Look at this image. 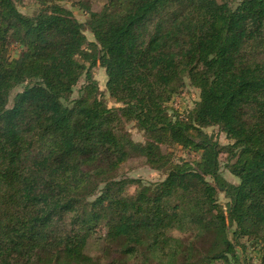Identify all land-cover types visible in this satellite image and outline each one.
<instances>
[{"label":"trees","instance_id":"1","mask_svg":"<svg viewBox=\"0 0 264 264\" xmlns=\"http://www.w3.org/2000/svg\"><path fill=\"white\" fill-rule=\"evenodd\" d=\"M247 243L264 264V0H0V264H239Z\"/></svg>","mask_w":264,"mask_h":264},{"label":"rangeland","instance_id":"2","mask_svg":"<svg viewBox=\"0 0 264 264\" xmlns=\"http://www.w3.org/2000/svg\"><path fill=\"white\" fill-rule=\"evenodd\" d=\"M70 6V5H69ZM75 15L77 16V18L79 20H85L86 15L79 10L78 8H74L72 6H70ZM23 11H30L31 7L27 6V7H23L22 8ZM87 38L89 40H93V36L90 32H86ZM95 72V76L96 79L98 80L100 89L103 91L104 93V98L107 102V104L112 107V106H120V104L116 103L112 98L109 97L108 94H106V80H107V76L106 73L104 71V69L100 68V67H96L94 69ZM83 84V80H81L79 82V84L76 87L74 96H77V93L80 89V87ZM199 99V91L197 89H194L192 87H186L184 89V91L175 96L170 105L172 108L176 109V110H180L183 111L186 108H190L193 106L194 101ZM128 130L131 132L132 137L137 140V141H143L144 140V135L143 133L134 125V124H128L127 125ZM209 133L213 134L221 144H226L228 143V139L226 137V134L224 132H222L217 126L215 127H209L206 129ZM164 149L166 147H163ZM170 151L173 152V154L175 155V157L177 159L181 158V157H188V153L183 150L182 148H174V149H170ZM190 157L192 158H197V155L195 154H191ZM225 155H222L221 159L224 160ZM126 176L128 177H134V178H140L142 179L144 182L150 183V182H157L160 181L161 179L164 178V175L161 171L159 170H155L152 169L151 167H149L148 165L144 164L143 159L141 158H135L131 161H129L126 164ZM225 177L233 182L238 181L237 178H235L233 175H231L229 172H225ZM220 201L223 203L224 206H226L227 203V198L225 196L224 193H220ZM239 264H258L259 259H260V253L258 251H256L255 249H253V247L251 245H249V243H247V248L243 251V247L240 246L239 247ZM91 250V249H90ZM94 252H97V249H93Z\"/></svg>","mask_w":264,"mask_h":264}]
</instances>
